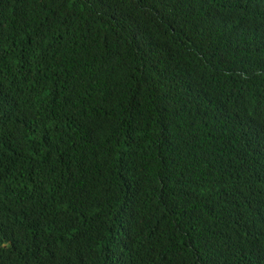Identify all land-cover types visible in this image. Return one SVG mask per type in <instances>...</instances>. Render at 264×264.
<instances>
[{
  "label": "trees",
  "instance_id": "trees-1",
  "mask_svg": "<svg viewBox=\"0 0 264 264\" xmlns=\"http://www.w3.org/2000/svg\"><path fill=\"white\" fill-rule=\"evenodd\" d=\"M0 264H264V0H0Z\"/></svg>",
  "mask_w": 264,
  "mask_h": 264
}]
</instances>
